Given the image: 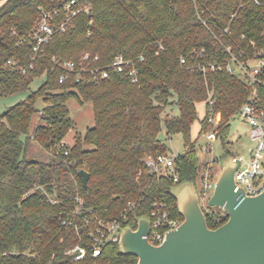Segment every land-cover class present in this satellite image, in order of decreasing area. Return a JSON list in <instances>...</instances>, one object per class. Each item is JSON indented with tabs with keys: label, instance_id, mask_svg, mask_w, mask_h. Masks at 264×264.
Wrapping results in <instances>:
<instances>
[{
	"label": "trees",
	"instance_id": "1",
	"mask_svg": "<svg viewBox=\"0 0 264 264\" xmlns=\"http://www.w3.org/2000/svg\"><path fill=\"white\" fill-rule=\"evenodd\" d=\"M66 1L0 0V96L26 91L46 73L36 90L0 112V264H138V256L123 253L119 242L91 255L95 217L118 218L136 228L139 217L151 215L154 200L165 194L171 213L184 218L170 188L194 180L199 190L202 158L199 137L192 133L197 103L216 99L214 121L207 108L199 134L217 124L222 155L231 154L232 119L243 103L254 95L264 110V66L260 81L251 83L241 72L190 68L182 57L223 61L230 57L227 45L247 59L264 55V0H88L90 10L56 31L30 67V31L46 11L60 8L55 20H62ZM86 52L99 55L90 61L109 68V76L96 81L85 71L79 81L77 72L60 81L62 68L53 57L80 62ZM121 53L136 61L138 81L110 67ZM72 97L92 102L95 124L70 143L65 139L75 126L67 103ZM163 125L169 135L182 134L185 149L174 155L173 168L152 171L145 158L170 152L160 137ZM35 146L51 158L31 154ZM80 169L90 173L86 185ZM203 177L202 172V182ZM79 198L84 206L78 211ZM130 201L137 202L134 209ZM205 212L211 228L229 219L221 207ZM76 245L87 247L83 258L69 252Z\"/></svg>",
	"mask_w": 264,
	"mask_h": 264
},
{
	"label": "built area",
	"instance_id": "2",
	"mask_svg": "<svg viewBox=\"0 0 264 264\" xmlns=\"http://www.w3.org/2000/svg\"><path fill=\"white\" fill-rule=\"evenodd\" d=\"M256 3L262 4L261 0H255ZM66 16L56 21L55 16L61 12V9H55L54 11H46L43 13L42 18L37 21L33 29L30 31L29 36L33 41L32 61L29 66H34V59L38 53L43 49L44 45L48 43L56 31H64L67 29L74 15L80 11H89L90 3L88 0H67L62 9ZM229 31V28H226ZM26 39L22 38L21 41ZM226 49L230 53V57L223 61L204 62L199 59H194L188 62L186 57H182L183 63H189V67L196 69L200 68L203 72L210 70H226L229 72H241L251 83L259 82L258 74L261 72L264 66V55H254L253 58L247 59L236 53L232 52L231 45H227ZM198 56L206 55L205 48L197 50ZM99 55L92 56L91 53L86 52L80 62L75 59H53L58 66L62 68L60 74V81L67 80L70 76L77 72L76 80L79 81L82 78V73L87 71L90 73L91 79L99 81L106 78L110 74L109 68H103L92 65L91 61H96ZM144 57L142 56L141 59ZM9 63L13 66L14 61L9 60ZM110 67L116 71L127 72L131 75L132 81H138L139 67L136 61L130 57H126L124 54H118L110 64ZM19 68L26 72V66H19ZM216 99L212 96L206 100V109L209 111V121H214L212 112L214 111V104ZM236 117L244 121L248 125V132L253 141L256 142L255 148L250 154L249 160L244 163V157L241 158V164L236 172V187L235 190L243 188L245 195H256L264 190V110L258 105V99L254 95H250L248 99L243 103L239 111L236 113ZM218 126H210L203 135L212 141L218 137ZM146 165L152 171H159L161 168L174 166V155L171 152H156L150 154L145 158ZM211 166L208 167L210 169ZM211 174L209 170L204 173L203 187L200 192V199L204 198L208 200L210 197L215 181L210 179ZM178 174L174 173V179L178 180ZM242 195V193L240 194ZM56 201V200H55ZM84 206V201L79 198V205L77 210L79 211ZM137 206V202H129V207L134 209ZM171 204L169 203L165 194L158 199H155L151 209V229L144 237L148 238L151 243L161 244L167 235V232L171 229L178 227L183 219L177 215L171 213ZM90 212H94L93 208H90ZM123 219L127 218V210L122 212ZM139 221V220H138ZM125 226L122 225V220L116 218L113 220H107L102 217H95V222L89 231V236L92 239V252L93 257H97L101 254L104 246L111 242H119L121 238V231ZM138 227V226H137ZM136 227V228H137ZM135 228V229H136ZM71 253H75V258H83L88 249L83 245H76L69 250Z\"/></svg>",
	"mask_w": 264,
	"mask_h": 264
},
{
	"label": "water",
	"instance_id": "3",
	"mask_svg": "<svg viewBox=\"0 0 264 264\" xmlns=\"http://www.w3.org/2000/svg\"><path fill=\"white\" fill-rule=\"evenodd\" d=\"M223 160L207 203L229 214L225 223L217 228L208 225L196 182L184 180L170 188L184 217L182 223L169 230L161 244H154L144 237L151 229V218L140 216L136 229L131 225L122 229L120 250L137 255L138 264H264V190L256 195L243 194V188L236 191L241 158ZM79 174L86 185L89 171L80 169Z\"/></svg>",
	"mask_w": 264,
	"mask_h": 264
},
{
	"label": "rangeland",
	"instance_id": "4",
	"mask_svg": "<svg viewBox=\"0 0 264 264\" xmlns=\"http://www.w3.org/2000/svg\"><path fill=\"white\" fill-rule=\"evenodd\" d=\"M45 79L46 73L35 77L28 90L8 96H0V112L3 113L10 105L20 101L21 99L26 98L28 94L31 91L36 90L45 81ZM67 103L70 108L71 116L75 120V126L71 128V130L68 132L65 140L67 142L73 143L76 133L84 134L89 127L94 126V109L92 102L88 101L81 103L75 97L70 98ZM44 105L45 101L43 99H40L37 103V106L39 108H42ZM197 108L199 117L195 120L192 126V133L194 137H199L198 149L202 158V164L200 169V175L198 178V186L199 190H202V172L207 173L209 170V173L211 174L210 179L216 181L223 168V159L228 156H243L244 163H246L250 158L252 150L256 146V142L251 139L246 124L242 122L241 119L235 116L232 119L231 133L229 136L230 143L228 144L232 153L225 156L222 155L223 146L220 138L208 141V139L203 135V133L199 134V130L201 127V119L206 113V100L198 102ZM37 117L38 114L35 115L33 119L32 128L34 127V123L36 122ZM160 137L165 141V143H167L170 148V152L173 155L178 154L185 149L183 136L180 132L169 135L167 133L165 125H163V128L160 132ZM33 149L34 151L31 154L36 155L38 158L46 160H49L51 158V154L44 151L43 149L40 150L37 146H35ZM209 166H211L210 169H208ZM201 203L204 210H210V206L208 205L207 200L202 198Z\"/></svg>",
	"mask_w": 264,
	"mask_h": 264
},
{
	"label": "crops",
	"instance_id": "5",
	"mask_svg": "<svg viewBox=\"0 0 264 264\" xmlns=\"http://www.w3.org/2000/svg\"><path fill=\"white\" fill-rule=\"evenodd\" d=\"M242 122H244V121H242ZM245 123V122H244ZM246 124V123H245ZM246 126H247V129H248V125L246 124Z\"/></svg>",
	"mask_w": 264,
	"mask_h": 264
}]
</instances>
